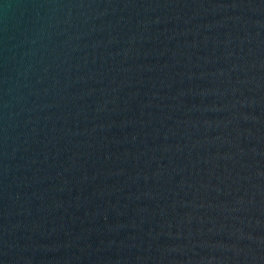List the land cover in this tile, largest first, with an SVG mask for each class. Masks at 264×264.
<instances>
[{"label": "water", "instance_id": "95a60500", "mask_svg": "<svg viewBox=\"0 0 264 264\" xmlns=\"http://www.w3.org/2000/svg\"><path fill=\"white\" fill-rule=\"evenodd\" d=\"M0 264H264V0H0Z\"/></svg>", "mask_w": 264, "mask_h": 264}]
</instances>
